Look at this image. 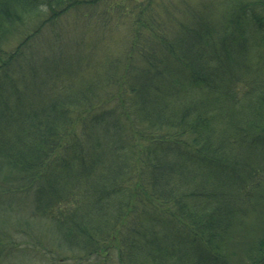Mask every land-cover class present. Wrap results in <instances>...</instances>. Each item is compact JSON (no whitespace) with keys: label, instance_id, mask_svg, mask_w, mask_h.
Masks as SVG:
<instances>
[{"label":"trees","instance_id":"1","mask_svg":"<svg viewBox=\"0 0 264 264\" xmlns=\"http://www.w3.org/2000/svg\"><path fill=\"white\" fill-rule=\"evenodd\" d=\"M9 195L78 264H264V0H0Z\"/></svg>","mask_w":264,"mask_h":264},{"label":"rangeland","instance_id":"2","mask_svg":"<svg viewBox=\"0 0 264 264\" xmlns=\"http://www.w3.org/2000/svg\"><path fill=\"white\" fill-rule=\"evenodd\" d=\"M1 203L0 228H4V232H12L10 236H13V239L9 242H7L8 240H4L5 242L3 248L5 246H9L11 248L8 250L5 249L3 251L2 255L0 256V264H78V262L72 258L62 259L60 256L56 257V255L45 253L42 251L41 247L34 246L33 243H22L24 239L18 230H16L18 227L16 223L27 218L28 213L30 212V207H28L29 203L25 201V199L21 198H19V201H16L13 198V195H9L7 199L4 198L3 202ZM8 204H11L12 207L6 208ZM13 244H17V246L14 247L12 246ZM27 246L31 247V252L24 251Z\"/></svg>","mask_w":264,"mask_h":264}]
</instances>
